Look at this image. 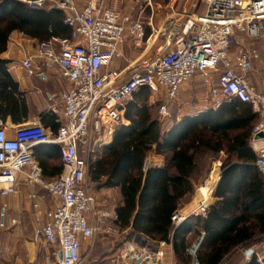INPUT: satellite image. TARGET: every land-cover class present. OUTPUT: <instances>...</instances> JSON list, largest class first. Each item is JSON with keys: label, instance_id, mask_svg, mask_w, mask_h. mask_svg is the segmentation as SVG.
I'll return each instance as SVG.
<instances>
[{"label": "built area", "instance_id": "2783aa9c", "mask_svg": "<svg viewBox=\"0 0 264 264\" xmlns=\"http://www.w3.org/2000/svg\"><path fill=\"white\" fill-rule=\"evenodd\" d=\"M23 1L35 8L63 10L64 22L72 28V34L70 40L51 36L39 41L34 53L24 57L21 67L27 77L55 67L69 84L59 95L61 119L55 133L34 122L17 127L8 137L0 116V194L15 193L18 176L27 167L24 184L37 185L55 199L54 206L43 213L34 203L33 237L55 248L59 264H83L80 240L94 237L97 231L87 219L94 199L85 188L87 158L94 152L91 130H113L121 120L123 103L140 87L155 90L163 86L167 101L172 102L185 82L198 78L203 87L204 107L218 108L232 99L249 103L261 117L252 129L250 144L257 151L255 165L264 174V92L246 76L260 59V51L256 46L234 47L239 35L264 42V0H193L188 4L185 1L181 10L164 17L160 31L151 27L147 37L144 23L120 9L118 0H114L113 6L98 2L81 7L73 0ZM145 2L139 11H152L150 0ZM159 34L161 39L154 53L143 58L129 75L110 68L123 57L126 39L139 45L153 37L157 39ZM168 113V103L161 104L159 114ZM260 132L263 137L256 139ZM42 144L59 147L62 168L54 178H44L35 162L34 148ZM220 165V161L214 163L215 179L213 185H205L206 195L200 196L201 187L198 188L199 199L190 212L173 213L174 226L190 215L206 213L208 195L220 177ZM99 214L110 216L105 210ZM113 217L116 219L115 213ZM105 231L116 233L117 229L106 225ZM199 243L189 249L194 257ZM115 264L139 261L122 259Z\"/></svg>", "mask_w": 264, "mask_h": 264}, {"label": "trees", "instance_id": "16d2710c", "mask_svg": "<svg viewBox=\"0 0 264 264\" xmlns=\"http://www.w3.org/2000/svg\"><path fill=\"white\" fill-rule=\"evenodd\" d=\"M58 8H35L23 0H0V54L13 31L46 40L51 36L71 39L72 28ZM7 61L0 57V100L12 80ZM149 88L140 87L125 101L122 118L109 143L94 148L87 158L86 176L98 188L117 189L115 228H131L135 238L146 236L172 244L176 259L187 264L189 235L204 232L195 257L198 264H220L231 249L261 242L244 227L264 233V174L257 168V154L250 145L253 127L261 117L249 103L223 102L193 116L173 121L162 131L161 121L149 104ZM1 113V108H0ZM154 151L163 156L161 167H145ZM225 154L221 178L214 190L220 198L204 215L188 216L174 226L171 216L192 194L193 175L205 154ZM47 157L49 153H46ZM231 216V218H229ZM198 234V233H197ZM244 264H264L252 254Z\"/></svg>", "mask_w": 264, "mask_h": 264}, {"label": "crops", "instance_id": "0c3cea01", "mask_svg": "<svg viewBox=\"0 0 264 264\" xmlns=\"http://www.w3.org/2000/svg\"><path fill=\"white\" fill-rule=\"evenodd\" d=\"M98 2H102L106 6L116 5L114 0L75 1L78 7ZM184 3V0H178L175 8H173V5L170 7L165 6L166 10H163L161 21L168 14L181 10ZM135 8V6L128 5L124 7L123 11L132 13L136 10ZM152 11L153 13L155 12L154 9ZM145 37H147L146 31ZM39 41L40 39L37 37L13 31L8 37L6 49L0 54V57L7 61V71L12 80V85L7 88L5 98L0 100V116L5 122L8 137H12L17 127L34 122L40 123L46 131L55 133L59 125L58 119H61L62 104L59 95L68 86L69 81L55 67L44 68L36 75L30 77H27L26 72L21 67L24 57L29 53H34ZM128 42L132 41L126 39L122 46L123 57L114 61L110 67L122 71L125 76L132 72V69L130 70L129 66H125L122 61L124 49ZM261 42L263 41L252 40L244 35H239L234 47L248 48L256 46L259 49L260 59L255 62L254 68L248 71L246 76L251 84L256 86L259 91L264 92V43ZM35 62L37 63L38 60ZM200 91H203V87L198 78L186 82V116H193L207 109H216L211 107L198 108L197 105L199 104H195L196 106L192 108L187 104L188 99H192L193 96L198 97ZM201 105L203 106V104ZM123 112L124 109L121 112L120 124H128L122 118ZM171 125L172 123L166 127V121H161L162 131H166ZM113 132L112 130L102 129L99 133H95L91 130L93 147H101L109 143ZM252 149L257 153L255 148L252 147ZM46 153H49L48 157ZM224 156L225 154L220 152L214 155V158L221 163ZM34 159L40 166L43 177L46 179L56 177L61 171L62 166L57 145H38L34 148ZM145 162L147 163L146 167H161L164 165L165 160L163 156L157 155L152 151ZM220 167V177L216 180L213 189L208 195L207 208L220 200V198L213 195L221 178ZM27 170V167L24 168L23 172L18 176V188L15 193L6 196L0 194V264H59L58 257L54 254L56 252L55 248L44 241H36L33 237L36 212L33 206L34 203L38 205V209L43 213L54 206L55 199L37 185L27 186L24 184V173ZM86 179L87 176L85 174V181ZM205 188L203 186L198 190L200 196L206 195ZM104 189L108 192L114 190L112 192L116 195V201L115 203L112 202V204L98 202L97 210L87 214L89 224L95 227L97 231L94 237L80 240V257L83 264H115L118 260L122 259L130 261L136 259L139 261V264L181 263L176 259L170 242L156 241L146 236H139L136 239L135 234L129 227L120 230L116 228V233L106 232V225L115 227L113 213L116 214L115 208L121 198L117 189ZM191 199H193V194L186 197V208H189L186 210V214L192 209L191 204H189L190 202H187ZM104 210L110 212V216L101 217L99 213ZM250 222H253V219L247 221L244 225L248 232L254 236H264V233H261L258 228H252ZM197 233L188 236L189 244L186 251L190 259L187 264H193L197 261L196 257L192 256L189 252V249L193 245L201 241L204 234L203 230L199 227L197 228ZM250 249L253 252L264 249V240L232 248L231 254L226 255L223 261L225 258L237 253L241 256L240 264H244L251 257H247L245 254V251ZM223 261L220 264H223Z\"/></svg>", "mask_w": 264, "mask_h": 264}, {"label": "rangeland", "instance_id": "374dc122", "mask_svg": "<svg viewBox=\"0 0 264 264\" xmlns=\"http://www.w3.org/2000/svg\"><path fill=\"white\" fill-rule=\"evenodd\" d=\"M73 1L77 2L78 0H73ZM185 1H186V4H188L193 0H184V2ZM150 2L153 6V9L155 10L154 13L153 11H150L149 8H145L143 11H139V9L143 7L144 4L146 3L145 0H118L117 2V6L120 9H124V7L128 5L136 7L135 8L136 10H134L131 14L134 18L140 19L144 23L147 36L150 34L151 27L154 29L158 28L159 31L161 30L162 21H163V20L161 21V17L163 16L162 15V13L164 12L163 10H166L165 6L170 7L171 5H173V8H175L178 0H150ZM160 39H161V35L159 34L157 39L153 37L149 41L147 42L143 41V43L139 45H136L133 42H128L126 45V48L124 49V58L122 60L124 65L129 66L130 70L137 68L143 58L149 55H152L154 53L157 45L160 42ZM261 43H264V42H261ZM149 92H150V95H149L148 102L152 106V110L157 116V118L160 119L161 121H166V127L169 126L171 123H173V121H176L177 119L180 120L181 118L186 116V82L181 86L178 96L172 102L167 101L168 99L166 96L167 95L166 90L163 86H157L155 90H149ZM199 94L200 95L198 97L193 96L192 99L191 98L188 99L187 104L190 107L194 108L197 104H199L197 105L198 108L204 107L205 104L203 102L202 92L200 91ZM164 103H168V107H169V113L167 116H162L159 114V107L161 104H164ZM201 104H203V106ZM124 106H125V102L122 105V111H123ZM119 125H120V122L117 126ZM116 127L112 131H114ZM215 161L216 160L214 156H211V154H205L204 156H201V158L198 160V167H197L195 174L193 175V178L196 183L192 191L193 199H191L190 201L189 200L187 201V202H190L189 204H191V208L194 207L198 202V199H199V197H197L198 188L205 186V185L206 186L213 185V181L215 179L213 163ZM212 167L213 169H211ZM85 182H86V186H85L86 191H88V194L94 199V208L91 211V213L97 210L98 202L100 203L104 202V203H109V204H112V202L115 203L116 195L114 194V192H112L114 190H112L111 192H108L104 188L100 189L97 187L95 183L90 182L88 178L86 179ZM188 209H189L188 207L186 208V198H185L182 201V205L180 206L178 210L182 214L186 215V210ZM254 253L256 254L259 261H261L264 255V249L257 250ZM233 255L235 256L233 257ZM233 255L225 258V260L223 261V264H240L241 256L237 253H234ZM176 264H181V263H176Z\"/></svg>", "mask_w": 264, "mask_h": 264}, {"label": "water", "instance_id": "95a60500", "mask_svg": "<svg viewBox=\"0 0 264 264\" xmlns=\"http://www.w3.org/2000/svg\"><path fill=\"white\" fill-rule=\"evenodd\" d=\"M262 137H263V134H262L261 132L255 135V138H256V139H259V138H262ZM146 166H147V163L145 162V167H146ZM253 253H254V252H253V250H251V249L245 251V254H246L247 257H250Z\"/></svg>", "mask_w": 264, "mask_h": 264}]
</instances>
